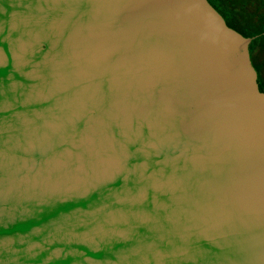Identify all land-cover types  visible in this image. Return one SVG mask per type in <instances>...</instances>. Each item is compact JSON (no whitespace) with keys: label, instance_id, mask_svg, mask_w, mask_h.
Listing matches in <instances>:
<instances>
[{"label":"water","instance_id":"water-1","mask_svg":"<svg viewBox=\"0 0 264 264\" xmlns=\"http://www.w3.org/2000/svg\"><path fill=\"white\" fill-rule=\"evenodd\" d=\"M208 0H0V264H264V90Z\"/></svg>","mask_w":264,"mask_h":264},{"label":"flooded vegetation","instance_id":"flooded-vegetation-1","mask_svg":"<svg viewBox=\"0 0 264 264\" xmlns=\"http://www.w3.org/2000/svg\"><path fill=\"white\" fill-rule=\"evenodd\" d=\"M224 22L250 38L249 57L264 90V0H208Z\"/></svg>","mask_w":264,"mask_h":264}]
</instances>
